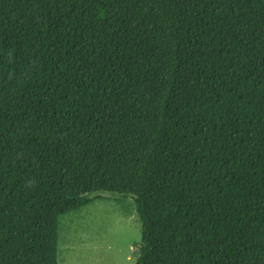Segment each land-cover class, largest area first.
Here are the masks:
<instances>
[{
	"label": "trees",
	"instance_id": "16d2710c",
	"mask_svg": "<svg viewBox=\"0 0 264 264\" xmlns=\"http://www.w3.org/2000/svg\"><path fill=\"white\" fill-rule=\"evenodd\" d=\"M96 193L136 264H264V0H0V264Z\"/></svg>",
	"mask_w": 264,
	"mask_h": 264
},
{
	"label": "rangeland",
	"instance_id": "374dc122",
	"mask_svg": "<svg viewBox=\"0 0 264 264\" xmlns=\"http://www.w3.org/2000/svg\"><path fill=\"white\" fill-rule=\"evenodd\" d=\"M84 199L86 205L59 218L58 264H136L142 239L136 198L96 193Z\"/></svg>",
	"mask_w": 264,
	"mask_h": 264
},
{
	"label": "crops",
	"instance_id": "0c3cea01",
	"mask_svg": "<svg viewBox=\"0 0 264 264\" xmlns=\"http://www.w3.org/2000/svg\"><path fill=\"white\" fill-rule=\"evenodd\" d=\"M60 231H61V228H60ZM59 251H60V246H59ZM64 263V262H63Z\"/></svg>",
	"mask_w": 264,
	"mask_h": 264
}]
</instances>
